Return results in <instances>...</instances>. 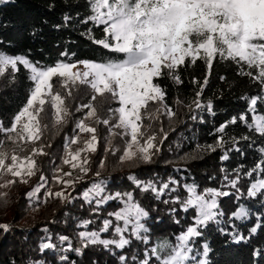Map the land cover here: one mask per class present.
I'll use <instances>...</instances> for the list:
<instances>
[{
	"label": "snow or ice",
	"instance_id": "snow-or-ice-1",
	"mask_svg": "<svg viewBox=\"0 0 264 264\" xmlns=\"http://www.w3.org/2000/svg\"><path fill=\"white\" fill-rule=\"evenodd\" d=\"M9 2L0 0V4ZM88 6L90 14L83 22H91L96 28L102 26V35L97 37L88 29L87 39L114 55H102L96 60H74L75 53L65 51L61 53L65 60L44 65L25 55L0 50V77L9 75L15 81L22 66L31 81L26 102L13 116L10 126L5 127L0 120V133L5 137L0 140V189L11 188L17 182L27 184L41 171L36 157L48 155L45 148L51 147L43 143L44 133L50 128L61 130L68 124L73 116L72 104L82 88L90 91V98L87 103L81 102L75 107V112L83 115L75 121L73 135L65 138L61 165L53 174V182L61 185L62 190L53 192L48 178L41 174L40 182L26 194L27 198L37 203H46L49 198L70 201L72 196L67 189L74 190L76 183L91 171V155L98 150V126L101 124L108 129L104 137L105 158L109 152L115 155L121 151L113 143L119 137L124 142L119 157L121 163H152L161 150L160 145L167 139L163 126L157 131L155 125L161 122L162 116H166L169 123L177 116V111L167 103L168 88L161 81L167 79L173 85L183 84L182 68L195 66L197 61L205 65L208 74L214 61H230L238 66L240 76L249 77L260 86L256 95L243 97L248 103L245 113L216 129L221 134L216 143L197 145V150L216 151L227 143L238 145L240 140L251 141L252 136L247 134L239 138L229 136L225 140L226 128L236 124L237 119L248 132L264 138V0H88ZM190 83L197 86L191 103L179 96L174 103L189 109L204 107L200 97L208 84V75L202 81L193 78ZM206 107L212 112L211 101ZM249 113L252 114L250 120ZM46 120H50V124ZM82 134H88L87 138H82ZM8 142L13 146L10 149L5 147ZM29 144L32 145L30 151L25 148ZM72 145L79 146L73 148ZM234 150L241 151L239 147ZM257 151V160L242 174L249 180L247 197L264 200V144ZM25 152L28 154L22 155ZM221 159H228L227 151ZM63 165H68L70 170L65 172ZM99 167H105V159L100 160ZM73 171L82 175L73 177ZM95 175L100 177V172ZM127 179L141 192H151L156 198L166 191L176 192L181 186L179 180L171 177L159 186L151 179H138L135 174ZM224 179L228 187L236 190L239 199L243 195L239 187L241 169L235 171L234 178L225 176ZM106 187L104 180L94 181L82 192L83 200L89 205L95 204L93 212L97 215L110 201H117L121 206L107 213L99 229L89 230L95 223L93 220L80 221L77 225L82 229L77 232L79 247L73 249L71 238L60 235V243L67 244L65 251L83 256L84 249L97 245L105 250L110 246L123 250L135 239L152 246L143 251L142 258L133 256L134 264H210L207 259L209 245L205 243L198 248L196 241L210 223H220L219 217L225 213L220 208L219 197L228 196L230 192L214 188L201 191L195 182L183 184L185 198L175 196L164 203L180 204V210L186 213L194 210L191 224L175 234L174 240L162 238L152 243L148 235L150 229L144 223L150 213L135 199L134 193H107ZM42 189L44 199L41 201L38 194ZM7 195V192H0V201L6 203ZM171 212L174 214L176 209ZM249 215V207L240 205L231 213V218L246 220ZM259 219L249 229L250 235L264 231ZM174 222L180 223L179 220ZM9 227L0 223V229L5 232ZM44 231L47 233L48 229ZM109 232L112 238H104L103 234ZM230 235L235 242L245 239L238 233ZM47 239L49 242L40 244L41 252L56 247L50 235ZM254 256L264 258V249L256 250ZM60 260L67 261L68 257L61 256ZM119 262L128 264V257L120 255ZM32 264H45V261L35 260Z\"/></svg>",
	"mask_w": 264,
	"mask_h": 264
},
{
	"label": "trees",
	"instance_id": "trees-1",
	"mask_svg": "<svg viewBox=\"0 0 264 264\" xmlns=\"http://www.w3.org/2000/svg\"><path fill=\"white\" fill-rule=\"evenodd\" d=\"M89 14L88 0H10L7 4H0V50L12 55H25L44 65L65 60L61 55L65 51L75 53L72 57L74 60H96L102 55H114L87 39L85 33L88 29H92L97 37L102 35V26L96 28L91 22H83ZM65 17L68 19L65 20ZM20 69L15 81L9 75L0 78V120L5 127L10 126L13 116L26 102L29 94L31 81L27 78L26 70L22 66ZM205 75H208V84L200 97L204 107L193 106L189 109L184 105L177 106L174 103L177 96L186 103H191L197 86L190 81L193 78L202 81ZM182 79L184 83L181 85H173L167 79L161 81L168 88L167 103L177 111V116L171 123L166 116H162L161 122L155 125L157 131L163 126L167 139L160 145L161 150L152 163H121L118 152L116 155L109 152L105 158L104 149L98 145L97 152L91 155V171L76 183L74 190L67 189L72 196L70 201L49 198L46 203H37L35 199L29 200L26 194L40 182L41 174L48 178V186L53 192L62 190L61 185L53 182L54 169L58 166L53 155L56 147L63 146L65 138L71 137L75 121L83 115L82 112H75V107L81 102L87 103L91 93L87 88L81 89L77 100L72 104L73 116L68 124L61 130L50 128L44 133L43 143L50 144L51 147L45 148L48 155L36 157L41 171L27 184L17 182L7 189L11 212L0 213V223L10 227L7 232L0 229V264H32L35 260L45 261V264H71L72 261L76 264H120V255H126L128 264H134L133 256L142 258L143 251L152 244L145 245L131 237V246L123 250L114 246H110L108 250L99 245L89 246L83 250V256L77 255L75 251L64 250L67 244L60 243V235L71 238L73 249L79 247L77 232L82 229L77 225L80 221L93 220L95 223L89 226V230L99 229L107 213L121 206L117 201H110L99 209L98 215L93 212L95 204H87L82 198V192L97 180L106 182L107 193H134L135 199L150 213L144 223L150 229L148 235L152 243L162 238L174 240L175 234L191 224L194 210L186 213L180 210V204L164 203L175 196H180L183 200L186 196L183 184L195 182L201 191L214 188L230 192L228 196L219 197L220 208L225 213L219 217L220 223H210L203 229V235L197 239L196 246L202 248L205 243L209 245L207 259L210 264H264V258L254 256L256 250L264 249V231L249 234V229L258 222V218L264 224V200L247 197L249 180L242 174L257 160V149L264 144V138L248 132L243 122L237 119L236 124H229L226 128L225 140L229 136L239 138L247 134L252 136L251 141L240 140L238 145L227 143L224 148H217L216 151L197 150V145L216 143L217 137L221 135L216 129L233 117L245 113L248 103L243 97L256 95L260 86L249 77L240 76L238 66L230 61H214L210 74L205 65L197 61L195 66L182 68ZM209 101L213 105L212 112L206 107ZM251 115L248 114L249 120ZM101 125L98 129H101ZM104 129L108 130L106 127ZM4 139V135L0 133V140ZM5 147L10 149L13 146L8 142ZM31 147V144L25 145L29 151ZM235 147H239L241 151H235ZM225 151L228 159L222 160ZM27 154L28 152L22 153ZM101 159H105L103 169L99 167ZM66 167L69 166H63L65 172ZM237 169H241L239 187L243 193L239 199L236 190L228 187V181L224 179L225 176L234 178ZM97 171L100 172V177L95 175ZM131 174L141 180L151 179L158 186L171 177L179 180L181 186L176 192L166 191L165 195L156 198L151 192L145 193L135 188L127 179ZM77 175L82 174L73 171V177ZM38 197L41 201L44 199L43 189ZM240 205L250 209L246 220L231 218V213ZM172 209H176L174 214ZM175 220L180 223H175ZM45 228L48 229L47 233ZM110 232L103 234V237L112 238ZM230 233H238L245 239L235 242ZM49 235L51 243L56 247L41 252L40 244L49 242ZM125 235L128 236L127 233ZM61 256H67L68 260L61 262Z\"/></svg>",
	"mask_w": 264,
	"mask_h": 264
},
{
	"label": "rangeland",
	"instance_id": "rangeland-1",
	"mask_svg": "<svg viewBox=\"0 0 264 264\" xmlns=\"http://www.w3.org/2000/svg\"><path fill=\"white\" fill-rule=\"evenodd\" d=\"M113 106H115V105H113ZM45 122L50 124V120H46ZM99 128H101V129H98V136L100 138L99 146L104 149V147H105L104 137L108 134V132H107L108 130L104 129L105 126L103 124ZM72 135H73V131H72ZM87 135L88 134H82V138H87ZM101 138H103V139H101ZM113 143H114V145L118 146L121 149V151H118V154H117L118 157H120V155L122 154L123 148H124V142L119 137H116L114 139ZM78 146L79 145H72L73 148H76ZM63 155H64L63 146H59L58 148L56 147V149L54 150V155H53L54 161L56 164L61 165V158L63 157ZM63 166H67V165H63ZM66 168H67L66 171H68L69 167H66ZM0 192H7V189H0ZM10 203H11V201L9 200V196L7 195L6 203L3 201H0V213L11 212Z\"/></svg>",
	"mask_w": 264,
	"mask_h": 264
}]
</instances>
